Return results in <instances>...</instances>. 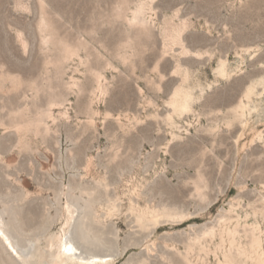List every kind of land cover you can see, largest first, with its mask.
Wrapping results in <instances>:
<instances>
[{"label": "rangeland", "instance_id": "obj_1", "mask_svg": "<svg viewBox=\"0 0 264 264\" xmlns=\"http://www.w3.org/2000/svg\"><path fill=\"white\" fill-rule=\"evenodd\" d=\"M142 3L154 11L134 24ZM172 25L182 29L174 45L164 32ZM66 46L79 54L65 58ZM221 58L228 79L216 76ZM263 63L264 0H0V264L92 254L107 264H188L187 254L193 264H227L225 254L257 264L264 139L243 149L253 132L237 142L241 124L226 122ZM178 89L188 111L171 103ZM250 103L264 132V95ZM39 120L37 131L13 127ZM153 207L158 222L142 212ZM69 237L76 248L62 255Z\"/></svg>", "mask_w": 264, "mask_h": 264}, {"label": "bare ground", "instance_id": "obj_2", "mask_svg": "<svg viewBox=\"0 0 264 264\" xmlns=\"http://www.w3.org/2000/svg\"><path fill=\"white\" fill-rule=\"evenodd\" d=\"M149 11L152 12L154 10L152 7H147L145 4L142 3L138 7V9H136V11H135V16L133 17L134 18L133 23L134 24L139 23V24H143V25L146 24L147 23V15H148ZM149 17L152 18V14ZM50 28H51L50 23H47V24L43 25L42 31L43 30L51 31ZM164 32H165V35H167L168 40L171 42V45L179 43L180 35L182 32V29L180 27L172 25V28H168V27L165 28ZM46 42H53V38L49 37ZM65 48H66L65 58H66V56H69V55L79 54L80 47L73 48V47L66 46ZM260 48L261 47L259 45L247 46V47L245 46L242 48V53H240V56L242 59H244L243 53H250L252 56H255V55H257ZM124 60L128 61V60H130V58L126 57ZM50 62L51 61H49L48 63H50ZM228 62H229V60L224 59V58H221L219 60L218 66L215 69L216 76H219L222 79H228L232 76L233 73L228 69ZM242 62H243V60H242ZM238 68L241 69L240 66H237V69ZM175 72L176 73L180 72V68L177 67ZM95 77H96V83H97V86H96L95 91H94L95 95H97V93H96V91H97L100 94L99 96H102V95L104 96L105 94H107V92L109 90L108 85L103 82V80H106V78H104V75L101 72H97V71L95 72ZM14 83L16 84V80ZM19 84H21V82ZM258 85H261V87H262L261 90H258ZM75 86L79 88V83L77 81L73 82V84L71 85V88H73ZM32 87H33V85H32ZM255 95L256 96L264 95V76L259 78L257 80V82L255 81L254 83L252 82L250 85H248V87L246 88V90H245L243 96L241 97L240 101L232 109L233 118L226 122L227 126H229V127L231 125H233L234 122H238L241 124L243 131L240 133V135L237 139V142H239L241 139H243V137L246 135L247 130L248 131L250 130L251 132H253V136L251 137V139H248L247 141H245L242 144L243 149L246 148L247 146L253 144L257 139H260V140L264 139V132L262 130H258L251 120L253 112L258 110L257 105L252 106L250 103V101L253 99V96H255ZM189 101H190V95L188 93H185L182 89H178V90H176L174 98H173L171 103L174 106L178 107L181 112H184V111H188L190 109L189 108ZM61 103H62L61 100L55 98L52 100V102L49 105L50 110H48V116L53 118V120H56V116H54V112H53L52 108L56 105H61ZM61 115L68 117V112L63 111V112H61ZM41 123H42L41 120H39L35 123L29 122L26 124H24V123L22 124L18 121H14L13 127H15L17 129V131L22 134V132L31 131L32 127H35L36 131H37ZM47 128H48V126H47ZM216 130H217V128L212 127V125L208 129V131L211 132V134H212V131H216ZM172 135H173V137H175V134L172 133ZM200 180L203 182L204 178L201 177ZM202 188H203L202 185L199 184L198 182H196V189L199 192L202 191ZM115 209H116V206L113 205L112 207H110L109 213L114 212L113 210H115ZM164 210L165 209H163V211ZM142 212L144 214H149L150 220L153 222H158L159 219L162 216H164V213L162 211L161 212L159 210L157 211V209L155 210V208L154 209H152V208L148 209L147 208V210H143ZM165 212H166V210H165ZM138 214H141V213H138ZM167 215L170 216L171 218H179V217L184 218L186 216V214H183V213L182 214L181 213H174V214L168 213ZM0 234L3 236V238H6V234L3 231L2 225H0ZM229 235H232L231 237H233V240H235V234L233 233V231H231V232L229 231ZM68 245H71L73 249L75 248V244L73 241L66 240V239L62 240V243H61V254L62 255L69 256L72 253V252L65 251V248ZM262 245H263V241L260 237L254 238L253 242L251 244V254L249 257H251L253 260H256L257 264H264V250H262L263 249ZM193 250H194V248H193ZM245 253H247L246 250H245ZM107 258H109V257H107ZM107 258L105 256L92 254L88 258H79L76 261V263H78V264H107ZM185 258H186L188 264H193L191 262L192 260L189 259L188 254L186 255ZM234 258H235V256L233 257V254L232 255L225 254V262L227 264H235L236 260ZM52 264H69L68 257H66L65 259H61L57 262H54Z\"/></svg>", "mask_w": 264, "mask_h": 264}, {"label": "snow or ice", "instance_id": "obj_3", "mask_svg": "<svg viewBox=\"0 0 264 264\" xmlns=\"http://www.w3.org/2000/svg\"><path fill=\"white\" fill-rule=\"evenodd\" d=\"M74 250H75V249H73L71 245H68V246L65 248V251H67V252H72V251H74Z\"/></svg>", "mask_w": 264, "mask_h": 264}, {"label": "water", "instance_id": "obj_4", "mask_svg": "<svg viewBox=\"0 0 264 264\" xmlns=\"http://www.w3.org/2000/svg\"><path fill=\"white\" fill-rule=\"evenodd\" d=\"M67 240H71V241H73L74 242V239L73 238H71V237H69ZM75 244V243H74ZM77 245L80 247V246H82V244H80V243H77ZM75 248H76V244H75ZM74 248V249H75Z\"/></svg>", "mask_w": 264, "mask_h": 264}]
</instances>
